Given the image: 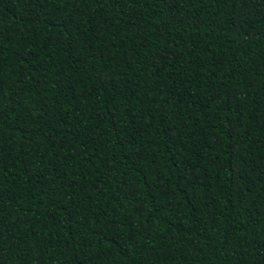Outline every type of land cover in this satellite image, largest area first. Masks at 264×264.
Listing matches in <instances>:
<instances>
[{
	"label": "trees",
	"instance_id": "16d2710c",
	"mask_svg": "<svg viewBox=\"0 0 264 264\" xmlns=\"http://www.w3.org/2000/svg\"><path fill=\"white\" fill-rule=\"evenodd\" d=\"M0 264H264V0H0Z\"/></svg>",
	"mask_w": 264,
	"mask_h": 264
}]
</instances>
